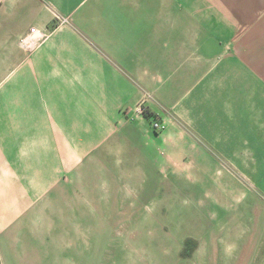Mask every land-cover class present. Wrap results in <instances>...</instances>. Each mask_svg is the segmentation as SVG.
<instances>
[{
  "label": "crops",
  "instance_id": "0c3cea01",
  "mask_svg": "<svg viewBox=\"0 0 264 264\" xmlns=\"http://www.w3.org/2000/svg\"><path fill=\"white\" fill-rule=\"evenodd\" d=\"M31 26L49 35L27 53L19 40ZM240 27L242 47L257 49L264 64V0H0V264H12V256L19 258L15 264H27L40 249L27 217L34 201L26 174L43 176L58 162L73 161L74 131L90 128L92 114L96 120L119 111L131 116L126 110L143 96L140 88L154 98L145 102L147 115L134 120L164 132L161 141L169 146L148 178V193L160 195L154 201H190L200 210L198 223L216 226L207 229L211 238L228 229L233 234L240 216L246 225L249 200V211L233 215L230 228L223 230L219 219L251 198L252 189L236 181L229 163L200 146L251 142L250 117L233 126L225 103L230 91L219 79L221 71L231 72L235 60L224 50ZM250 55L241 58L246 90ZM169 113L176 121L155 130L151 121H165ZM207 251L193 264H205ZM258 251L254 257L264 264V234Z\"/></svg>",
  "mask_w": 264,
  "mask_h": 264
},
{
  "label": "rangeland",
  "instance_id": "374dc122",
  "mask_svg": "<svg viewBox=\"0 0 264 264\" xmlns=\"http://www.w3.org/2000/svg\"><path fill=\"white\" fill-rule=\"evenodd\" d=\"M32 27L35 26L28 32ZM230 46L224 52L235 62L230 64V73L221 71L219 79L227 81L230 91L225 103L230 104L228 116L233 126L250 117L251 142L247 144L245 140L233 147L200 146L220 157L222 163H229L236 181L252 189L251 198L245 197L229 211L228 217L219 219L223 230L230 228L233 215L249 211L245 208L249 200L251 212L246 225L240 216L234 219L233 234L228 229L214 232L211 238L207 229L216 226L198 223L200 220L195 218L200 210L190 201L155 202L160 195L153 197L148 193L153 192L148 178H152L149 176L159 159L164 160L169 154V146L161 141L164 132L158 134L149 123L140 118L134 120L126 112L119 111L104 120H96L92 114L90 128L74 131L70 148L73 161H60L43 176L26 174L27 195L34 201L27 209L32 221L30 233L38 235L36 244L40 248L34 256L26 257L27 264H193L204 247L209 258L205 264H261L254 256L259 253V238L264 234V64L260 63L257 49L242 47L241 27ZM36 48L25 51L31 53ZM249 51L251 75L250 88L246 90L248 82L244 86L243 81L247 80H243L241 58ZM256 73L263 74V79L259 80ZM222 83L220 80V86ZM140 89L147 101L154 98L146 89ZM172 120L176 121L167 114V125ZM224 155L233 157L234 162L223 160ZM244 194L238 195V201ZM194 219L197 224L192 223ZM246 228L249 241L242 246L240 239ZM170 235H179V241ZM224 249L235 250L234 256L227 255ZM18 260L11 257L12 264Z\"/></svg>",
  "mask_w": 264,
  "mask_h": 264
},
{
  "label": "built area",
  "instance_id": "2783aa9c",
  "mask_svg": "<svg viewBox=\"0 0 264 264\" xmlns=\"http://www.w3.org/2000/svg\"><path fill=\"white\" fill-rule=\"evenodd\" d=\"M49 33L40 31L35 27H32L28 33L21 37L19 40V45L24 50L36 48L41 45L45 39L48 37ZM146 97L140 98V100L127 109V112H132L131 117L144 116L148 113V108L146 106ZM152 127L157 131H163L166 129L167 123L161 119H154L151 121Z\"/></svg>",
  "mask_w": 264,
  "mask_h": 264
}]
</instances>
